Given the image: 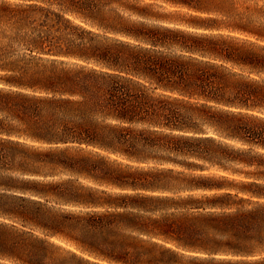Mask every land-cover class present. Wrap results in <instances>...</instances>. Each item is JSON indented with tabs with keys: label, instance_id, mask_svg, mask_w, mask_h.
<instances>
[{
	"label": "trees",
	"instance_id": "1",
	"mask_svg": "<svg viewBox=\"0 0 264 264\" xmlns=\"http://www.w3.org/2000/svg\"><path fill=\"white\" fill-rule=\"evenodd\" d=\"M262 202L264 0H0V264H264Z\"/></svg>",
	"mask_w": 264,
	"mask_h": 264
},
{
	"label": "snow or ice",
	"instance_id": "2",
	"mask_svg": "<svg viewBox=\"0 0 264 264\" xmlns=\"http://www.w3.org/2000/svg\"><path fill=\"white\" fill-rule=\"evenodd\" d=\"M145 2H147V0H145ZM262 203H264V202H262Z\"/></svg>",
	"mask_w": 264,
	"mask_h": 264
},
{
	"label": "rangeland",
	"instance_id": "3",
	"mask_svg": "<svg viewBox=\"0 0 264 264\" xmlns=\"http://www.w3.org/2000/svg\"><path fill=\"white\" fill-rule=\"evenodd\" d=\"M161 9V8H160Z\"/></svg>",
	"mask_w": 264,
	"mask_h": 264
}]
</instances>
